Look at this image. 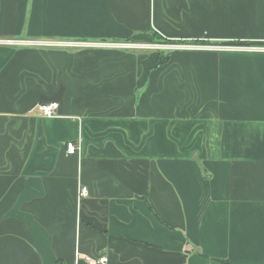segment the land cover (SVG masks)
I'll use <instances>...</instances> for the list:
<instances>
[{
    "label": "crops",
    "instance_id": "obj_1",
    "mask_svg": "<svg viewBox=\"0 0 264 264\" xmlns=\"http://www.w3.org/2000/svg\"><path fill=\"white\" fill-rule=\"evenodd\" d=\"M245 44L264 0H0V264H264V50L206 49Z\"/></svg>",
    "mask_w": 264,
    "mask_h": 264
},
{
    "label": "built area",
    "instance_id": "obj_2",
    "mask_svg": "<svg viewBox=\"0 0 264 264\" xmlns=\"http://www.w3.org/2000/svg\"><path fill=\"white\" fill-rule=\"evenodd\" d=\"M227 47V46H225ZM235 49H242L245 47H234ZM259 50H264V48H261ZM37 109L38 113L43 115L44 117H55L57 116V111H58V104L57 103H50V104H38L35 106ZM66 147V153L67 155H74L77 153L78 150V145L76 142L73 141H68L65 144ZM88 192L86 187H80L78 191V199L85 198L87 196ZM85 260L89 263L92 264H107L108 259L106 257H100L97 260H93L90 257H86Z\"/></svg>",
    "mask_w": 264,
    "mask_h": 264
},
{
    "label": "rangeland",
    "instance_id": "obj_3",
    "mask_svg": "<svg viewBox=\"0 0 264 264\" xmlns=\"http://www.w3.org/2000/svg\"><path fill=\"white\" fill-rule=\"evenodd\" d=\"M154 42L150 43V48L151 49H155L156 51H160V55H163V53L170 51V50H176V49H187L189 46L185 47V45H181V46H175V44L168 42L162 38H158V39H153ZM246 46H240L239 47H245L242 49H235L234 47H231L232 45H229L227 47H225L226 45H220L218 47H206V49H210V50H220V51H256L259 50L261 48L264 47H259L258 45H248L245 44ZM183 46V47H182ZM222 46V47H221ZM194 48H201V47H194ZM204 49V48H203Z\"/></svg>",
    "mask_w": 264,
    "mask_h": 264
},
{
    "label": "trees",
    "instance_id": "obj_4",
    "mask_svg": "<svg viewBox=\"0 0 264 264\" xmlns=\"http://www.w3.org/2000/svg\"><path fill=\"white\" fill-rule=\"evenodd\" d=\"M155 39H158V37H157V38H155ZM202 45H206V44H205V43H203ZM56 264H61V263L57 262Z\"/></svg>",
    "mask_w": 264,
    "mask_h": 264
}]
</instances>
